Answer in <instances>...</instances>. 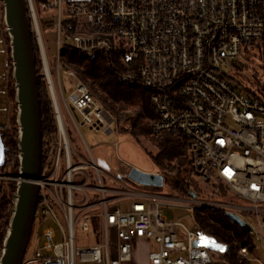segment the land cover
<instances>
[{"label":"built area","instance_id":"2783aa9c","mask_svg":"<svg viewBox=\"0 0 264 264\" xmlns=\"http://www.w3.org/2000/svg\"><path fill=\"white\" fill-rule=\"evenodd\" d=\"M26 2L41 40L56 133L36 180L39 191L28 244L33 235L35 243L29 252L27 244L20 264H135L131 245L137 238L155 245L148 264H227L214 259L201 242L206 235L199 225L188 227L165 218L159 202L150 200L166 196L133 188L96 164L80 125L112 133L121 127L131 129L137 114L127 113L119 121L77 72L61 67V45L85 53L118 48L122 77L151 91L156 114L151 133L179 131L187 142L189 173L244 201L167 198L188 202L192 211L205 205L232 211L246 222L243 215L250 213L254 217L248 222L250 233L264 247V0ZM40 9L55 11L54 75L38 25ZM3 26L0 8V129L13 121L15 108ZM247 54L251 78H236L223 69L227 62L237 69L235 63ZM64 73L72 78L68 87L62 83ZM56 78L57 90L52 81ZM112 145L116 147L115 142ZM105 174L113 184L105 182ZM78 231L88 234L86 243L77 242ZM238 253L252 259L245 245Z\"/></svg>","mask_w":264,"mask_h":264},{"label":"trees","instance_id":"16d2710c","mask_svg":"<svg viewBox=\"0 0 264 264\" xmlns=\"http://www.w3.org/2000/svg\"><path fill=\"white\" fill-rule=\"evenodd\" d=\"M48 10L47 13L55 15V11ZM40 16V15H39ZM42 25V19L39 18ZM71 22H75L74 19ZM66 21L62 23V30L65 31ZM43 27V25H42ZM53 30L54 39H56V30ZM46 53L47 44L44 30L42 31ZM32 40L35 54V64L37 72L43 71L42 60L40 56L39 46L36 40V35L32 28ZM119 49L111 53H106L101 49H95L91 53H85L68 45H61L59 50V63L63 69L71 68L84 80L91 88L98 99L106 105V107L117 117L121 118L122 112L125 109H133L138 114L137 124L132 129L122 128L121 130L129 131L133 136L139 137L145 135L155 145V151L147 150L150 155L156 170L163 174L164 180L168 181L170 186L182 196H203L200 181L186 173L184 169L189 164L187 153V142L179 131H171L158 135L151 133V121L156 114L151 104V91L140 82L125 79L122 77L124 63L119 58ZM50 62V60H49ZM55 55L53 63L50 62V71L55 73ZM236 68L239 71L246 73L253 69L251 64V56L244 55L241 61H237ZM243 75V74H242ZM244 76V75H243ZM243 78V77H242ZM249 79L248 77H245ZM253 79L257 80V75L253 74ZM243 79H239L243 90H248L245 87ZM251 83V82H250ZM38 89L40 100L41 113V128H42V163L44 162L45 151L56 133V120L54 108L47 86V81L44 75L38 77ZM4 142L10 148L6 152L3 169L10 165L11 175L17 174V156L13 153L15 149L16 129L10 130L7 127L4 129ZM127 180H130L126 178ZM9 188L14 189V181H9ZM141 187H155L140 185ZM213 195L226 196L228 192L221 185H210ZM1 201H0V244L4 235L9 216L10 199L4 186H1ZM10 192V191H9ZM200 198V197H199ZM194 219L205 235L211 237L216 246H207L210 254L214 259L223 261L227 264H250V260L239 255L238 250L241 246L252 248V235L245 230L240 224L232 219L227 211L213 206H200L193 209ZM221 248L223 250H221Z\"/></svg>","mask_w":264,"mask_h":264},{"label":"water","instance_id":"95a60500","mask_svg":"<svg viewBox=\"0 0 264 264\" xmlns=\"http://www.w3.org/2000/svg\"><path fill=\"white\" fill-rule=\"evenodd\" d=\"M1 4L3 31L8 39L10 89L16 107L15 121H10L6 127H16L18 165L17 174L13 175L15 189L8 194L9 216L0 244V264H20L30 238L39 191L36 180L42 164V128L38 77L45 73L36 70L32 40V27L35 25L29 16L26 0H1ZM35 35L40 45L36 28ZM4 134V129H0V165L4 163L6 151L10 150L4 142ZM126 176L140 185L159 187L164 182L163 174L143 171L135 166L130 167ZM227 213L250 232V225L239 214ZM197 244L194 241V245Z\"/></svg>","mask_w":264,"mask_h":264},{"label":"rangeland","instance_id":"374dc122","mask_svg":"<svg viewBox=\"0 0 264 264\" xmlns=\"http://www.w3.org/2000/svg\"><path fill=\"white\" fill-rule=\"evenodd\" d=\"M1 0H0V8H1ZM48 10H39V15L42 19V25L38 22L40 33L42 37V31L45 32L46 37V44H47V56L50 60L51 64L54 60L55 55V39L53 35V30L51 28L52 22L55 19V15L53 16L51 13L45 12ZM54 11V10H52ZM63 17H67L65 11H63ZM43 39V38H42ZM44 42V41H43ZM254 65V64H253ZM223 69L231 76L236 78L240 77H250L251 73L246 70V73L243 71H239L235 69L230 62H227L223 65ZM244 76H243V75ZM240 76V77H239ZM54 83V87L57 90V78L52 79ZM72 78L69 77L67 74H63L62 83L64 86L68 87L71 83ZM12 91V90H11ZM13 94V91H12ZM15 107V103L13 104ZM16 108V107H15ZM13 108V123L15 121V112L16 109ZM136 112L133 109H125L122 112L124 118H127V113ZM65 114V113H64ZM137 114V113H136ZM66 116V115H65ZM74 116L76 120L80 121V116L77 112H74ZM66 118V117H65ZM122 118V117H121ZM118 117V120L121 121L122 119ZM138 118V114H137ZM67 119V118H66ZM124 120V119H123ZM126 120V119H125ZM123 121L122 123H124ZM67 123V120H66ZM137 122L134 124L132 128L136 126ZM16 129V127L14 126ZM131 128V129H132ZM80 132L85 139L86 143L91 146V153L94 161L96 164L101 167L109 176L112 177H120L125 181L126 184L132 186L133 188H137L140 190L148 191L151 193L162 194L166 196L164 198H150L151 201L159 202L162 208V215L165 218H174L184 222L188 227H193L196 222L194 219L193 211L189 209V203L180 200V199H171L167 198V196H176V197H183L186 198L188 196H182L178 194L169 184L168 181L164 180L163 184L159 187H141L140 184L135 183L132 180L126 179V174L130 167L135 166L143 171L147 172H155L156 166L154 165L150 155L148 154L147 150L152 152L155 151V145L149 140V138L145 135H141L138 138L133 136L129 131L124 130H115L112 133H105L100 129L90 128L88 125H80ZM17 135V131H16ZM79 136L78 134H76ZM113 142L116 143V147H113ZM13 153L16 154V148L12 149ZM81 154H85L81 149L79 150ZM18 165V159H17ZM186 169V173L188 174V165L184 168ZM11 171L5 172V169L0 168V188L4 186L6 192L12 193L15 189L11 190L9 188V181H14V177L10 174ZM105 174L103 176L105 182L107 184H113V180ZM201 190L203 192V196H196L197 198L202 199H212V200H220V201H227V202H243L244 200L235 199L231 196V194H227L226 196L220 195H213L212 188L210 185L216 184L213 181H207L209 183H204L200 181ZM10 191V192H9ZM7 194V195H8ZM194 197V196H193ZM244 218L248 222H253L254 217L250 213H246L243 215ZM44 226L41 225L39 230ZM252 235V248L250 249V264H264V247L260 244L258 240H256ZM88 238V234L85 232L78 231L77 232V242L82 244L86 243V239ZM2 242V241H1ZM201 242L205 246H216L215 242L211 237L207 235L201 239ZM35 243L34 235L31 237V241L28 244L27 252L31 251L33 248V244ZM154 243L147 239V238H137L136 240L132 241L131 251L133 256V261L135 264H148L149 263V251L154 247Z\"/></svg>","mask_w":264,"mask_h":264},{"label":"flooded vegetation","instance_id":"af4514ba","mask_svg":"<svg viewBox=\"0 0 264 264\" xmlns=\"http://www.w3.org/2000/svg\"><path fill=\"white\" fill-rule=\"evenodd\" d=\"M7 128H8V127H7ZM8 129H10L11 131L14 130V129H15V128H14V125H13L12 128H8ZM6 152H7V151H6ZM5 157H6V155H5ZM3 165H4V163H3ZM0 168H2V165H0ZM8 168H9L10 171H11V166H10V165L6 166L4 169H5V172H8V173H9ZM10 173H11V172H10Z\"/></svg>","mask_w":264,"mask_h":264},{"label":"crops","instance_id":"0c3cea01","mask_svg":"<svg viewBox=\"0 0 264 264\" xmlns=\"http://www.w3.org/2000/svg\"><path fill=\"white\" fill-rule=\"evenodd\" d=\"M157 171V170H156ZM0 201H1V189H0Z\"/></svg>","mask_w":264,"mask_h":264},{"label":"snow or ice","instance_id":"6c2138e0","mask_svg":"<svg viewBox=\"0 0 264 264\" xmlns=\"http://www.w3.org/2000/svg\"><path fill=\"white\" fill-rule=\"evenodd\" d=\"M221 250H223V249L221 248Z\"/></svg>","mask_w":264,"mask_h":264}]
</instances>
